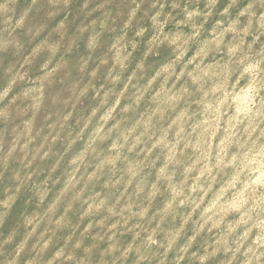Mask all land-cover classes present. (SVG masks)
I'll return each instance as SVG.
<instances>
[{
  "label": "clouds",
  "instance_id": "obj_1",
  "mask_svg": "<svg viewBox=\"0 0 264 264\" xmlns=\"http://www.w3.org/2000/svg\"><path fill=\"white\" fill-rule=\"evenodd\" d=\"M18 3H0V19L7 32L0 36V264H165L170 251H174V258L168 264L185 260L198 264L202 258L198 252L185 255L186 248L176 250L166 238L154 240L143 225L141 231L147 236L131 242L103 228L82 231L80 218L95 193L80 200L65 195L73 181L75 157L65 160L66 148L64 153L53 154L51 164L34 163L35 146L31 152L25 151L19 137L35 116L33 102L40 98L41 90L45 106L37 122L38 131L47 129L72 94L73 81L67 73L49 77L56 63L63 61L66 67L80 72L82 82L85 64L90 63L87 71H91L107 60L102 73L105 83L115 88L113 74L123 76L124 82L134 74L137 86L143 88L164 65L176 63L173 55L154 49V41L177 33L191 41V55L175 71L160 74L159 82L148 91L145 106L149 110L160 108L165 95L179 92L172 108L188 110L198 118L207 114V105L215 107L220 93L213 88H221L229 79L243 80L236 91L251 88L252 118L259 114L264 122V0H31L17 16ZM233 27L236 30L230 42L238 41L239 50L214 60L216 70L210 75H203L208 64L195 73L198 65L192 61L211 39L208 32ZM197 34L202 38L195 39ZM94 40L96 47L92 48ZM115 44L127 46L125 69L111 62ZM53 47H58V54L53 55ZM38 49L39 54L33 55ZM253 66L255 70L249 74ZM189 69L195 73L191 79ZM181 73L179 88L171 87ZM231 88L229 84L228 90ZM172 114L169 110V116ZM53 208L58 209L55 214L50 211ZM65 213L64 224H58L57 217ZM48 241L50 246L44 248ZM235 245L224 247L223 251L231 255L221 264H264V243L245 246L237 238ZM203 251L205 258L212 256L206 247Z\"/></svg>",
  "mask_w": 264,
  "mask_h": 264
},
{
  "label": "rangeland",
  "instance_id": "obj_2",
  "mask_svg": "<svg viewBox=\"0 0 264 264\" xmlns=\"http://www.w3.org/2000/svg\"><path fill=\"white\" fill-rule=\"evenodd\" d=\"M30 2L19 0L15 14L19 16ZM5 29L0 19V36L7 35ZM166 29L167 25L162 33ZM235 30L208 32L211 39L192 61L198 65L195 73L208 64L203 75H210L216 70L214 60L239 50L238 41L230 42ZM201 38L199 34L195 37ZM90 47H96L95 40ZM193 47L183 33L154 41V49L173 55L176 63L164 65L143 88L137 86L134 74L126 82L123 76L113 74L115 88L105 83L102 73L107 60L91 71H87L90 63L85 64L82 82L80 72L63 61L56 63L49 77L67 73L73 81L72 94L47 129L38 131L45 106L41 90L40 98L33 102L35 116L25 124L19 139L25 151L31 152L35 146L34 163L51 164L53 154L64 153L66 148L65 160L75 157L73 181L65 195L80 200L95 193L80 218L82 231L103 228L131 242L147 236L141 231L143 225L154 240L166 238L174 249L186 248L185 255L198 252L202 257L198 264H221L231 255L224 247L234 248L237 238L245 246L264 243V122L259 114L252 118L251 88L236 91L243 80L229 79L221 88H213L220 93L219 99L214 108L207 105V114L198 118L188 110L172 108L179 92L165 95L160 108L145 106L148 91L159 82L160 74L175 71ZM126 48L115 44L111 49V62L121 69L127 67ZM51 51L58 54V47ZM38 54L39 49L33 53ZM254 70L250 67L248 73ZM195 73L189 69V78ZM174 79L170 86L178 89L183 73ZM57 210L50 211L55 214ZM71 210L70 206L68 213ZM68 213L57 217V223L63 225ZM205 247L212 253L210 258L204 257ZM173 258L174 251H170L168 261Z\"/></svg>",
  "mask_w": 264,
  "mask_h": 264
},
{
  "label": "bare ground",
  "instance_id": "obj_3",
  "mask_svg": "<svg viewBox=\"0 0 264 264\" xmlns=\"http://www.w3.org/2000/svg\"><path fill=\"white\" fill-rule=\"evenodd\" d=\"M242 99V98H241ZM237 100V99H236ZM242 103V102H241ZM244 107V106H243ZM240 108H241V106H240ZM239 111V110H238ZM241 112V111H240ZM263 164V163H262ZM262 173V172H261ZM263 175H264V173H263ZM262 179V178H261ZM260 180V179H259ZM263 181V180H262Z\"/></svg>",
  "mask_w": 264,
  "mask_h": 264
}]
</instances>
